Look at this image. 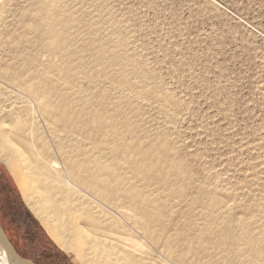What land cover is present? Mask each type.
<instances>
[{"label":"bare ground","instance_id":"bare-ground-1","mask_svg":"<svg viewBox=\"0 0 264 264\" xmlns=\"http://www.w3.org/2000/svg\"><path fill=\"white\" fill-rule=\"evenodd\" d=\"M64 2L40 0L35 15L24 19L20 32L37 33L38 53L26 55L18 70L10 65L6 76L0 61V148L5 145L7 160L28 170L22 191L60 245L72 251L79 241L77 253L85 264H216L215 253L224 254L229 264L264 261L259 256L264 236L258 237L264 228L253 221L261 201L235 204L183 162L185 157L174 156L170 140L144 129L141 111L129 97L132 81L110 69L126 58L112 51L122 45V35L91 40L87 48L95 54L85 69L81 60L88 57L75 32L86 27L94 35L98 27L70 12ZM6 5L0 0V21ZM73 28L79 30L73 33ZM54 55L62 62L50 59ZM17 85H29L37 96L47 140L23 114L26 109L4 103ZM147 92L165 101L160 92ZM152 185L157 189L151 190ZM184 207L189 209L183 214ZM199 219L203 223H196ZM180 221L189 223L185 232L176 229ZM184 235L190 243L182 248Z\"/></svg>","mask_w":264,"mask_h":264},{"label":"rangeland","instance_id":"rangeland-1","mask_svg":"<svg viewBox=\"0 0 264 264\" xmlns=\"http://www.w3.org/2000/svg\"><path fill=\"white\" fill-rule=\"evenodd\" d=\"M3 2L7 5L0 21V61L6 76L11 73L10 65L18 70L26 55L38 53L41 42L37 33L24 34L20 28L24 19L35 15L40 0ZM64 5L98 27L95 37L86 27L79 32L71 30L82 38L78 45L88 57L81 60L83 67L90 69L95 54L87 48L91 40L111 41L122 35V45L112 51L123 52L126 58L116 64L122 66L110 69L122 71L134 81L129 97L133 107L141 111L144 129L170 140L173 155L185 157L183 162H189L194 172L207 177L235 204L261 201L262 210L255 211L259 216L253 221L257 228H264V0H65ZM44 56L39 55L42 62L47 59ZM50 59L62 62L60 55ZM103 87L108 89L109 85ZM15 88L14 96L3 97L4 103L15 102L17 110L26 109L23 114L47 140V124L37 96L29 85ZM147 91L160 92L165 101L149 97ZM3 146L0 220L19 253L36 264H85L77 253L79 241L72 251L62 247L32 201L26 199L20 183H28V170L7 160ZM97 152L93 149L94 154ZM188 209L184 207L181 212ZM196 223L203 222L199 219ZM178 224L176 229L183 231L189 225L186 221ZM185 238L180 246L190 243ZM214 256L216 264H229L224 254ZM259 256L264 258V250Z\"/></svg>","mask_w":264,"mask_h":264},{"label":"water","instance_id":"water-1","mask_svg":"<svg viewBox=\"0 0 264 264\" xmlns=\"http://www.w3.org/2000/svg\"><path fill=\"white\" fill-rule=\"evenodd\" d=\"M0 264H36L22 256L0 221Z\"/></svg>","mask_w":264,"mask_h":264},{"label":"trees","instance_id":"trees-1","mask_svg":"<svg viewBox=\"0 0 264 264\" xmlns=\"http://www.w3.org/2000/svg\"><path fill=\"white\" fill-rule=\"evenodd\" d=\"M4 226V225H3ZM5 228V227H4ZM5 230H6V228H5ZM7 231V230H6ZM8 233V232H7ZM9 235V234H8ZM10 237V236H9ZM10 239H11V237H10ZM12 240V239H11ZM13 242V241H12ZM18 250V249H17Z\"/></svg>","mask_w":264,"mask_h":264},{"label":"flooded vegetation","instance_id":"flooded-vegetation-1","mask_svg":"<svg viewBox=\"0 0 264 264\" xmlns=\"http://www.w3.org/2000/svg\"><path fill=\"white\" fill-rule=\"evenodd\" d=\"M1 221V220H0ZM2 223V222H1Z\"/></svg>","mask_w":264,"mask_h":264}]
</instances>
